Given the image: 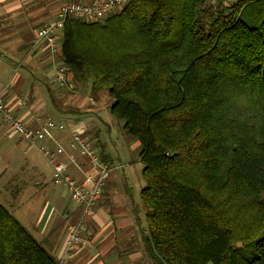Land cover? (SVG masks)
Segmentation results:
<instances>
[{
  "label": "trees",
  "instance_id": "trees-1",
  "mask_svg": "<svg viewBox=\"0 0 264 264\" xmlns=\"http://www.w3.org/2000/svg\"><path fill=\"white\" fill-rule=\"evenodd\" d=\"M58 62L139 146L150 264H264V0H128ZM0 264H58L0 204Z\"/></svg>",
  "mask_w": 264,
  "mask_h": 264
},
{
  "label": "crops",
  "instance_id": "crops-1",
  "mask_svg": "<svg viewBox=\"0 0 264 264\" xmlns=\"http://www.w3.org/2000/svg\"><path fill=\"white\" fill-rule=\"evenodd\" d=\"M102 1L105 0H0V68L5 69L7 65L3 58L11 66L15 65L10 90L4 93L3 100L15 117L31 129H38L48 120L64 126L61 131L49 130L37 145L51 152L61 149L57 159L77 179L90 171V165L72 144V130L82 132L86 138L92 134L95 153L114 168L99 204L85 221L81 242L69 254L68 264H150L142 251L143 212L132 202L127 178L119 171L122 165L100 140L93 120L98 117L104 96L92 107L89 84L76 86L73 92L59 86L54 81L53 60L47 54L45 43L37 41L42 25L62 5ZM136 145L135 149L139 147ZM36 154H40L36 147L18 143L0 122V157L5 156L9 162L5 167L8 182L16 186L15 190L21 189V199L40 198L42 202L26 226L27 231L46 252L58 259L63 253L66 228L78 220L80 208L74 202L75 206H71L66 200H70L68 193L53 185L52 166L45 160L51 170L47 177Z\"/></svg>",
  "mask_w": 264,
  "mask_h": 264
},
{
  "label": "built area",
  "instance_id": "built-area-1",
  "mask_svg": "<svg viewBox=\"0 0 264 264\" xmlns=\"http://www.w3.org/2000/svg\"><path fill=\"white\" fill-rule=\"evenodd\" d=\"M128 0H105L95 4L67 3L57 9L53 15L46 20L37 34V41L43 40L47 54L51 56L54 65V81L59 86H66L74 91L76 86L67 76V70L58 62L60 37L68 19L84 22H101L112 15L115 10L125 4ZM215 2V0H207ZM0 93V121L7 134L16 138L18 143H25L36 147L42 157L52 166V183L64 189L72 202L80 208L78 220L69 224L66 228V238L62 255L57 259L58 264H68L70 252L81 242L85 221L94 212L99 204L106 181L113 171V167L100 160L94 151L93 142L84 137L82 132L72 130V144L79 148L80 154L86 163L90 165V171L82 179H77L67 171L66 165L57 159L62 154L61 149L54 152L39 147L38 142L46 138L49 130H63L64 126L56 125L48 120L38 129H31L21 119L15 117L3 100ZM93 105V100L89 99Z\"/></svg>",
  "mask_w": 264,
  "mask_h": 264
},
{
  "label": "rangeland",
  "instance_id": "rangeland-1",
  "mask_svg": "<svg viewBox=\"0 0 264 264\" xmlns=\"http://www.w3.org/2000/svg\"><path fill=\"white\" fill-rule=\"evenodd\" d=\"M222 1L230 3L234 0ZM120 9L121 7L117 8L114 13L118 12ZM3 59L5 62H7V65H5V69L3 68L4 66L0 68L1 94H4L10 90L12 80L11 77L14 75L15 67V65L11 66L8 63L7 58ZM102 98L103 99H101V101L103 102H101V110L98 114V117H94L93 119L97 124V128L99 129V138L106 145L110 155L115 158V160L118 159V163L122 165V169L119 171L121 172L120 174L124 172V177L127 178L126 182L128 184L129 192L132 195V202L141 208L139 193L144 187V182L141 177L142 165L138 162L139 147L135 149V146H137L136 142L124 134L122 130V122L110 113L109 107L112 104V100L107 96ZM90 106H95L94 100L93 105L90 104ZM91 135L87 137L90 142L92 140ZM11 144L14 143L11 142ZM36 158H38L39 163L45 168L47 177H49L51 170L45 159L41 157L40 154H36ZM8 166L9 162L6 157H0V167H3L0 169V204L20 223L24 229L27 230L26 226L29 225V222H31V220L35 217L37 212L36 209L42 204V202L39 197V199L33 198L31 200L20 198L19 191H21V189L15 190L16 186H13L7 180L5 167ZM66 200L71 206H75V204L68 198Z\"/></svg>",
  "mask_w": 264,
  "mask_h": 264
}]
</instances>
